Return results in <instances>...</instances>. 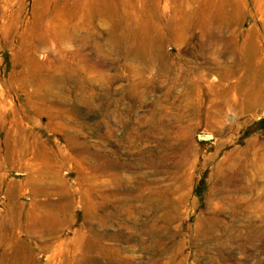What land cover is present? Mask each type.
<instances>
[{"label":"rangeland","instance_id":"1","mask_svg":"<svg viewBox=\"0 0 264 264\" xmlns=\"http://www.w3.org/2000/svg\"><path fill=\"white\" fill-rule=\"evenodd\" d=\"M94 1L0 0V264H264V0H116L155 27L186 15L191 30L148 61L111 47V21L85 10ZM71 25L85 43L39 42ZM79 61L105 78L94 91L54 81ZM89 149L108 168L92 169ZM90 175L107 181L97 218L84 210L102 187ZM61 179L69 221L52 235L26 227L57 214Z\"/></svg>","mask_w":264,"mask_h":264},{"label":"bare ground","instance_id":"2","mask_svg":"<svg viewBox=\"0 0 264 264\" xmlns=\"http://www.w3.org/2000/svg\"><path fill=\"white\" fill-rule=\"evenodd\" d=\"M94 2H95V4L93 3V5L89 6L90 8L88 7L85 10L89 11L90 12L89 14L92 15V16H94V14L97 13L101 17H105L107 20L109 19L111 21V22H109V23H111V26L109 25L110 26V31H109V38H108L109 40H108V43L111 45L112 48H114L116 50H119L121 52H124V53L126 52L127 53L126 55H128L129 57L135 58L137 60L148 61V60L152 59V53L156 49H161L164 46V43H165L166 38L168 36H173V35H176V34L181 35V34L187 32L188 29L190 28V26L187 23L188 21L186 20V15H184L183 20L181 21V23L179 24V26L176 27V29H174V27L176 26L175 20H173V22H170L167 26H165L164 28H162V27H158V26H156V27L155 26H152V24H151L152 22L146 21V20H144V21L142 20L141 23L136 22L135 21V18L136 17L133 19L132 16H131V13H128L129 12V10L127 9L128 7L119 6L116 0H96ZM214 3H216V2H214ZM45 4H47V3H45ZM47 5H49V3ZM48 8H50V6ZM39 9L42 10V8H39ZM46 9H47V6L45 7L44 10H46ZM83 11H84V9H83ZM221 12L222 11H220V14H221ZM38 13H40V12H38ZM215 13H216V11H215ZM86 14H84V15L86 16ZM42 15H44V14H42ZM59 24H60V22H59ZM46 26L48 27V24ZM46 26H45L44 33L47 34L48 37H45V35H43L44 36L43 38H40L39 37L40 39H42L39 42L42 43V44H44V45H48L49 43L54 44V41H56V39H57V41L59 43H62L61 46L64 43H66L65 38H68V40H71V41L72 40H75L78 43H82V42L85 43L86 42L85 40H87L84 37H80V35L76 31L77 30L76 27H73V25H71L69 28H66V31L64 33H62V35H61L62 37L61 38L57 36V33H56L55 36H52V34H50V30L51 29L49 30ZM123 29L125 30V34H126L125 36L122 34L123 33L122 32ZM56 30H57V27H56ZM189 30H191V29H189ZM40 36H42V35H40ZM95 42H94V44H95ZM55 44H57V43H55ZM95 45H97L99 48H102V45L100 43H96ZM29 46L36 47L37 45L35 46V45H31V43H29ZM29 48H30V50H32L31 47H29ZM80 51H82V50H80ZM159 54H161V53L159 52ZM123 55H125V54H123ZM80 61L83 62L84 60H81L80 59ZM80 61L78 62L77 67H72V66L68 65V68H66V66H64V63H62V67H61V73L62 74H61V76L59 78H58V76H56L54 78V81H56L57 83H58V81L60 83H62V82L65 83L66 81H69V79H73L74 82H76V84L80 88L81 87H86V88H89L90 91H94V84L93 83L95 81L104 80L105 78H103L101 71L98 70L95 67V64L88 65L87 63L86 64H83ZM35 64H37V63H35ZM37 66H36V68H42V67H37ZM39 66H41V65H39ZM26 67L27 66H25V68ZM43 70H45V69H43ZM14 74H15V72H14ZM47 75L49 76V74H47ZM21 78H22V76H21ZM56 78H58V79H56ZM37 79H39V77ZM43 79H45V78H43ZM38 82H39V80H38ZM21 84L24 87L27 86L26 77L25 76L22 79ZM25 91H26V88H25ZM40 92H42V90ZM45 93H47V92L43 88V93H41V94H42L44 100H45V98H47V96H46L47 94H45ZM26 94H27V92H26ZM92 94H89V95H87L88 97H85L83 94H80L79 93V96L80 97L79 96L78 97L79 98L82 97V98H85V99L86 98L91 99ZM136 94H138V93H136ZM94 96H96V94ZM4 106H6V105H4ZM11 107H10V109H11ZM44 108H45L46 111H49L50 112L49 113L50 116H55L57 110L54 108L53 105L50 106V104H49V105L44 106ZM5 111L8 112L9 110H5ZM12 116L16 118V120H17L16 123H19V122L22 123L23 120L22 121H19L17 119V113L15 112L14 109H13V111L10 110L9 113L6 115V117H7V119L9 121H10V119H13V118H11ZM21 117H24V116L21 115ZM60 125L62 126V124H60ZM28 128L27 127H24L23 129H21L18 132V134L20 136H24L25 134H28L27 131L30 130ZM35 137H37V136L35 135ZM67 140L70 141V142H72V145L75 146V148H76L77 151L84 150V149H78L79 146H83V145L86 146V142L84 141V137L79 136L77 134H75V136H69V137H67ZM8 145H9V143H8ZM89 150L91 151V162H90V165H91V168L92 169H94V170H98V169L104 170V169L108 168L109 161L106 158L107 156H105L103 154H100L98 151H93L91 149H89ZM58 152H55L57 154L56 155V159H57V156L58 155H61L64 158L67 157V155H65V154L63 155L62 152L61 153L60 152L58 153ZM39 154L40 155H44L45 157H48L49 156L46 153L43 154L42 152H39ZM115 164L116 163L111 162V167L114 168L115 167ZM41 170H42L41 173H44V172H53L57 176L60 173V171L58 170V168H56L55 165H50V164H47L46 167L44 169H41ZM107 176H111L112 177L111 179H114V180H117V179L119 180L120 179V177H118L119 174L118 173H115V172L112 173V174H109ZM100 179L101 178L100 177H97V175H92L91 176V180H93L92 181V185L93 186H97L98 184H102V187L97 190L98 193H99V195L97 196L98 199H95V200L92 199L91 201L86 202L85 203V206H84V210L85 211L86 210L90 211V215L93 218H97V215L99 214V212L101 211V209L104 207L105 198H106L105 195H107L106 194L107 189L105 187V184H107L105 182H107V181L106 180H100ZM33 184L36 186L35 187L36 192H39L40 194H43L45 192V188L43 189V186L41 184H38L37 181H36V179H33ZM57 187L60 189V192L63 194L62 199L65 200V202H61L60 204H58V212H57V214L40 215L39 213H35V214L32 213L31 214V217L29 216V218L25 219L26 220V223H25V226L26 227H29V228L32 227L33 226L32 225L33 220H35V221L37 220L38 221V224H40L42 227L45 228V230H43V231H45V233L47 232L49 235H52L54 233H57V231L60 230V228L63 227L66 224L67 221H69V218H70V216H69L70 209H72V207L74 205V202H75L74 197H72L69 194V192H68V186L66 185V182H64L62 179H61V182L57 185ZM77 203L79 204L80 202L77 200ZM79 207H80V204H79ZM27 215H29V213ZM13 219H14L13 220V223L18 224L19 222H22V217L21 216H18V217L13 218ZM99 220L103 221V218H101ZM104 256H106V252H104Z\"/></svg>","mask_w":264,"mask_h":264}]
</instances>
